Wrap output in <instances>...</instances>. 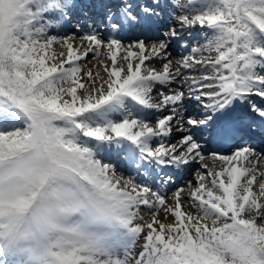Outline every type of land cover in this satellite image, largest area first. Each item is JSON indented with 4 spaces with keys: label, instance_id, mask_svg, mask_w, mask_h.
Instances as JSON below:
<instances>
[{
    "label": "snow or ice",
    "instance_id": "obj_1",
    "mask_svg": "<svg viewBox=\"0 0 264 264\" xmlns=\"http://www.w3.org/2000/svg\"><path fill=\"white\" fill-rule=\"evenodd\" d=\"M253 96L264 0H0V264H264Z\"/></svg>",
    "mask_w": 264,
    "mask_h": 264
},
{
    "label": "bare ground",
    "instance_id": "obj_2",
    "mask_svg": "<svg viewBox=\"0 0 264 264\" xmlns=\"http://www.w3.org/2000/svg\"><path fill=\"white\" fill-rule=\"evenodd\" d=\"M181 3H184L185 0H180ZM180 13L177 12V15H179ZM178 27V25H177ZM65 32H59V35H64ZM185 35H188V33H185ZM199 38L196 34H193L192 36L189 37V39L192 40L193 43H195V38ZM144 39V36H140L137 34H130L129 38H126L123 40V43L128 44L130 42L131 39ZM74 44L79 45L80 41L79 39L74 41ZM181 47L178 46H173L170 49V52L172 53V56L170 57V59L172 60V69L175 70L178 65L176 63L177 60H179L181 58V56L183 54H186L184 52V49H180ZM54 50L59 53L60 51V46L59 45H54ZM83 49H81L82 51ZM180 51V52H179ZM124 55V53H120L118 55V59L119 56ZM180 55V56H178ZM103 60L105 63H110V61L107 60V54L101 50L100 55L97 56L94 52H90L86 58H84L80 63H81V67L84 69V71H87L89 69H91V71L93 72V74H95L97 71H100L101 74H103L102 68L99 65V62ZM149 67H154L157 71L162 70V65L160 63L157 62H153L148 64ZM158 89L156 92L153 93V97H154V102H158L157 99V93H158ZM253 100H255L256 103H258L259 105H264V100H261L259 97L253 96L252 97ZM166 114V113H165ZM245 122H247L250 117H244ZM205 137H207V133H205ZM176 139H178V137L173 138L172 142H175ZM249 140H251V145L254 146L255 148L258 147L259 149H262V151H264V140H262L261 136L259 133L251 135L250 137H248ZM209 149H216L217 145L215 144H211L207 146ZM211 151V150H209ZM264 156V155H262ZM262 156H258V157H253L251 158L249 161L244 162V166L246 167H253L255 166L257 168L258 172H264V157L263 159L261 158ZM204 163H207L209 168H215L219 166V161L213 162V160L211 159V157L209 156ZM198 170L201 172H205L206 170L204 169H200L199 168V163L194 164L191 168L182 171L178 176L174 177V184L172 186H170L167 190H166V197L169 199V203H172L171 200V196L172 193L175 191L176 188L178 187H184V192L181 194L182 195V203H184L186 210L192 211L193 214H196V209L195 208H190L189 207V200L187 199L189 196V193L191 191L192 188H194L196 186V177H197V173ZM121 172H123L124 175H128V172L126 170H120ZM119 174V172H118ZM259 179V177H258ZM189 181H192V183L189 185ZM203 183H205L206 185L210 186V181L208 179H205L203 181ZM254 190L258 191V188L256 186H254ZM145 215H147V213H142ZM160 217L163 220L164 218V214L163 212L160 213ZM169 219H171V217H169Z\"/></svg>",
    "mask_w": 264,
    "mask_h": 264
},
{
    "label": "rangeland",
    "instance_id": "obj_3",
    "mask_svg": "<svg viewBox=\"0 0 264 264\" xmlns=\"http://www.w3.org/2000/svg\"><path fill=\"white\" fill-rule=\"evenodd\" d=\"M178 56H180V55H178ZM145 219H148V215H146Z\"/></svg>",
    "mask_w": 264,
    "mask_h": 264
}]
</instances>
